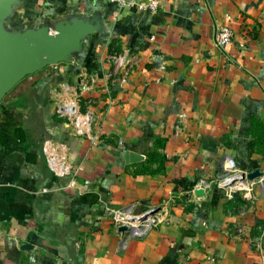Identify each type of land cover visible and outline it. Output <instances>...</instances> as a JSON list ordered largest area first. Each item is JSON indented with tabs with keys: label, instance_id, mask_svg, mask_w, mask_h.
I'll use <instances>...</instances> for the list:
<instances>
[{
	"label": "crops",
	"instance_id": "obj_1",
	"mask_svg": "<svg viewBox=\"0 0 264 264\" xmlns=\"http://www.w3.org/2000/svg\"><path fill=\"white\" fill-rule=\"evenodd\" d=\"M145 1L16 6L26 28L77 17L99 31L0 102V264H264V0H159L156 13ZM78 97L94 145L54 113ZM226 158L263 175L252 200L214 185ZM130 205L166 223L127 240L105 210Z\"/></svg>",
	"mask_w": 264,
	"mask_h": 264
},
{
	"label": "water",
	"instance_id": "obj_2",
	"mask_svg": "<svg viewBox=\"0 0 264 264\" xmlns=\"http://www.w3.org/2000/svg\"><path fill=\"white\" fill-rule=\"evenodd\" d=\"M19 2L0 0V102L24 78L46 67L70 62L82 50L84 41L99 31L95 19L77 17L58 21L52 27L44 25L23 31L9 29L7 21ZM127 156L131 162L139 160L134 153ZM259 175L255 171L247 178L252 180ZM196 194H202V191ZM126 230V227L118 228L119 232Z\"/></svg>",
	"mask_w": 264,
	"mask_h": 264
},
{
	"label": "built area",
	"instance_id": "obj_3",
	"mask_svg": "<svg viewBox=\"0 0 264 264\" xmlns=\"http://www.w3.org/2000/svg\"><path fill=\"white\" fill-rule=\"evenodd\" d=\"M109 1L120 3V5L124 4V0ZM159 5V0H147L138 4L137 8L140 11L156 13ZM231 41L232 31L228 25H223L216 30L214 42L219 48L228 46ZM123 60V57H117L115 62L120 67L123 66ZM54 113L76 137L85 138L93 145L99 141L100 135L97 128H95L94 113L92 111H82L76 99H70L58 104ZM225 164L224 173L215 180L214 185L221 189L224 196L228 199H231L235 193L240 192L245 199L252 200L253 189L257 184H262L263 175L249 180L247 178L248 173L237 170L229 159H225ZM196 189L208 191L210 189V183L200 180ZM105 215L114 228H127L123 232L127 240L143 239L155 227L166 223L165 211L162 208L137 213L135 207L130 205L123 208H109L105 210Z\"/></svg>",
	"mask_w": 264,
	"mask_h": 264
},
{
	"label": "trees",
	"instance_id": "obj_4",
	"mask_svg": "<svg viewBox=\"0 0 264 264\" xmlns=\"http://www.w3.org/2000/svg\"><path fill=\"white\" fill-rule=\"evenodd\" d=\"M19 23V24H16V23ZM7 27L9 28V29H12V30H20V31H23V30H25V29H27L26 28V26H24L20 21H19V19L18 18H15L14 17V14L12 15V17L7 21ZM58 65H65V63H60V64H58ZM47 68H49V67H46L45 69H47ZM44 70V69H43ZM42 71V70H41ZM153 156H158L159 157V155L158 154H156L155 152H151L150 154H149V156H148V160L151 162L152 161V159H153Z\"/></svg>",
	"mask_w": 264,
	"mask_h": 264
},
{
	"label": "rangeland",
	"instance_id": "obj_5",
	"mask_svg": "<svg viewBox=\"0 0 264 264\" xmlns=\"http://www.w3.org/2000/svg\"><path fill=\"white\" fill-rule=\"evenodd\" d=\"M76 96H78V95H76ZM78 99H79V97L77 98V100ZM78 104H79L82 111H92L94 113V111L92 110V106H91L90 102L87 101L86 103L82 104V102L80 103L78 100Z\"/></svg>",
	"mask_w": 264,
	"mask_h": 264
},
{
	"label": "bare ground",
	"instance_id": "obj_6",
	"mask_svg": "<svg viewBox=\"0 0 264 264\" xmlns=\"http://www.w3.org/2000/svg\"><path fill=\"white\" fill-rule=\"evenodd\" d=\"M228 164V163H227Z\"/></svg>",
	"mask_w": 264,
	"mask_h": 264
}]
</instances>
